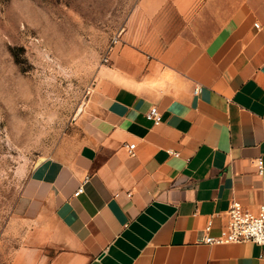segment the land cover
<instances>
[{
	"label": "crops",
	"instance_id": "crops-1",
	"mask_svg": "<svg viewBox=\"0 0 264 264\" xmlns=\"http://www.w3.org/2000/svg\"><path fill=\"white\" fill-rule=\"evenodd\" d=\"M108 57L88 140L30 175L0 264H264L203 241L264 205V0H139Z\"/></svg>",
	"mask_w": 264,
	"mask_h": 264
},
{
	"label": "rangeland",
	"instance_id": "rangeland-1",
	"mask_svg": "<svg viewBox=\"0 0 264 264\" xmlns=\"http://www.w3.org/2000/svg\"><path fill=\"white\" fill-rule=\"evenodd\" d=\"M139 0H0V259L38 166L89 138L100 69Z\"/></svg>",
	"mask_w": 264,
	"mask_h": 264
},
{
	"label": "built area",
	"instance_id": "built-area-1",
	"mask_svg": "<svg viewBox=\"0 0 264 264\" xmlns=\"http://www.w3.org/2000/svg\"><path fill=\"white\" fill-rule=\"evenodd\" d=\"M257 27H260V23H256ZM120 40L119 36L114 38L116 44ZM106 61L109 57L105 58ZM199 90L196 88V91ZM147 117L152 119L154 123H160L162 120V113L158 107L154 106L147 112ZM135 143L128 145L130 154L135 155ZM178 155V152L171 151ZM259 171H263V158L259 157L258 161ZM83 188L81 187L80 190ZM211 223L205 227V234L203 241L207 243H229V242H241V241H254L261 245H264V205H261L258 211L255 213L249 207L245 206L240 200L234 199L229 209V221L227 226V232L222 235H213L211 232ZM264 259V250L260 255Z\"/></svg>",
	"mask_w": 264,
	"mask_h": 264
}]
</instances>
